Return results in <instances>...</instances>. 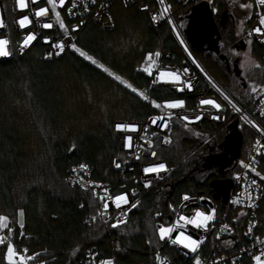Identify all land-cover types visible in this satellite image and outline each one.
<instances>
[{
	"label": "trees",
	"instance_id": "16d2710c",
	"mask_svg": "<svg viewBox=\"0 0 264 264\" xmlns=\"http://www.w3.org/2000/svg\"><path fill=\"white\" fill-rule=\"evenodd\" d=\"M166 2L183 34L192 6H181L178 0ZM215 6L217 23L224 14V2L213 0ZM111 14V29L89 24L79 33L77 44L134 87L148 84L149 76L138 71L147 53L166 51L174 63L182 61L183 55L165 24L153 29L144 13L134 6L124 7L121 0L114 2ZM250 20L251 14L247 26ZM230 42L231 37L220 34L221 47L216 56L190 47L211 78L233 100L246 106L250 93L245 98L242 91L247 86L237 87L223 65ZM36 50L34 46L21 57L0 59V213L11 218L19 208L25 213L22 237L14 224L16 246H26L30 254L41 253L38 260L47 264H78L87 247L105 248L108 237L114 236L125 246L122 253L126 251L125 255L135 260L144 258L156 245V212L170 213L169 205L175 206L186 193L211 194V181L228 177L236 159L223 175L209 172L202 177L206 155L198 149L200 139L186 135V129L176 122L171 145L158 148V157L170 169L161 182L168 186L165 202L159 201L152 188L140 194L139 205L132 209L127 223L105 231L98 219L91 222L97 214L92 194L68 186L67 170L85 163L93 169L95 180L119 182L121 171L113 167V161L123 164L126 154L113 132V121H141L149 105L74 52L38 61ZM263 50L252 42L253 58L261 67L253 68L247 77L255 86L264 85ZM150 95L157 102L188 98L182 92L161 87L151 90ZM236 121L241 135L239 157H244L254 134L230 111L226 124H201L200 137H212L213 145L222 147L229 126ZM33 146L37 150L31 153ZM259 169L264 174V151ZM129 185L124 183V187ZM258 221L264 229V201ZM4 251L0 247V264H5Z\"/></svg>",
	"mask_w": 264,
	"mask_h": 264
},
{
	"label": "built area",
	"instance_id": "2783aa9c",
	"mask_svg": "<svg viewBox=\"0 0 264 264\" xmlns=\"http://www.w3.org/2000/svg\"><path fill=\"white\" fill-rule=\"evenodd\" d=\"M116 0H97L95 5H91V0H77V3L80 5L77 7L74 12L75 15H69L67 9L71 7L72 0H68V3L65 5L63 9H58L61 11L62 19H64L66 25L68 27H75L77 24L82 23V27L79 32L73 34V41L77 43V37L79 33L89 24H96L103 29H111L113 27V18L111 14V7ZM181 6H193L200 2H206L209 7L213 8V0H178ZM253 4H255V0H252ZM87 2L90 5L88 11H84L83 4ZM124 7L134 6L141 13H144L150 25L153 29H156L161 24H165L172 37L174 38L176 45L179 47L183 59L179 64L173 62V57L169 52L161 51L160 57H156V64L154 66L153 77H149L148 84L145 87L137 88L138 91L145 92L148 96V100H144L149 105V111L146 117L141 120H120L116 119L113 121L112 127L113 132L120 139V149L126 154V158L124 163L122 164L120 171V181L119 182H103L95 180L92 177L93 169L88 165L89 176H85V180L91 179L92 181L100 182L104 186L108 187L111 190L113 195L118 193H128L130 202H136L140 200V194L149 191L150 189H154L156 196H158L159 201L164 203L167 198L168 186L167 184L161 183L164 178L170 172H162L159 174V178L156 177V174H148L145 175L143 173V168L149 166L150 164H155L159 162H163L159 157H151L150 153L152 150L158 153L159 147H168L171 144H164L163 138L167 135L170 136L172 141V136L175 128V123H179L184 127L185 121L177 120L174 116L173 120L169 122L168 128L161 130L160 124L161 121H158L156 125H152L150 122V117L161 115L160 109H155L150 101L153 100L151 98L150 92L151 90L161 87L165 89H173L172 85L165 83H156L153 84L152 81L160 70H177L180 72V75L184 79H190L192 83L191 90L185 88L182 92L188 96L187 99L182 98L186 101L185 108L179 110H172L176 114H186L189 116H195L200 114L203 118L199 121L187 123V129L193 131L197 136L200 137L199 126L206 123H218V124H226L227 123V111H230L232 115L243 124H245L254 134L253 142L250 146L249 151L244 157H237L234 165H232L230 174L228 177H218L219 179H229L232 183L231 188L229 189L227 199L224 201L222 198L215 199L213 197V190L211 194L209 193H199V194H189L194 199L188 202L182 201L181 197L179 201L175 204V208L177 211H182L183 214L191 216L193 215L192 209L199 207L201 211L209 213L211 209H215V219L209 223L208 230H197L192 228L191 225L187 226L186 234L193 235L194 238L199 237L203 240L201 248L199 249V254L203 260L207 262V264H212L214 260H223L227 261L228 264H232L235 261V264H254L251 259L253 254H259L260 249L264 248V229L261 228L260 223L258 221V210L260 207V203L264 201V181H261L259 177H256L254 173L250 170H246L240 166V161H244L245 163H251L253 159H255V167L258 171H260V158L261 154L264 151V134L258 132L256 128L251 125L245 123L241 120V115H245L249 120H252L260 127H264V117L259 116V112L261 110L262 105L260 101L264 99V92L259 91L260 87H264V85L257 86V93H251L249 103L246 106H242L238 104L235 100H233L212 78L211 76L202 68L196 57L194 56L189 43L186 38L182 34L179 26L177 25L173 11L169 9L168 12H163L165 6L168 3L165 0V4L161 5L158 3V0H121ZM104 4L105 7L101 8L100 5ZM45 6L44 0H41L38 7ZM147 6V10L145 9ZM34 8L30 4L29 9L21 12L17 9L16 0H0V15L4 17L5 26L0 28V38H7L10 40L9 48L12 52V56L21 57L23 56L30 48L36 46V59L38 61H49L51 59H46L47 53L53 51L54 49L47 43L44 42V38L47 37L52 42H58L64 39L63 30L59 29L58 24L55 21L54 15L50 14L48 17L40 18V23H37V19L33 14ZM261 11L258 6H255L251 11V20L250 23L245 30L244 38L247 40H251L252 42L257 43L258 45L264 48V43L260 42L259 37L253 35L249 37L247 33L251 31L253 27L256 26L258 17L256 13ZM99 13V16H97ZM162 13V15H161ZM29 15L32 19V24L24 29H20L19 25L16 23L19 17L23 15ZM156 16V20L153 21L152 17ZM109 17L111 19H109ZM171 21L176 25V31H173V25L168 21ZM43 22H51L53 24L52 29H43ZM34 32L38 39L33 42L31 46L25 48L23 50L20 49L19 43L22 41L24 36L29 32ZM179 32V36L177 35ZM183 41V42H181ZM65 52H73L70 48H66ZM62 53V54H64ZM61 54V55H62ZM60 55V56H61ZM10 57H0V59H8ZM59 57V56H58ZM263 59H264V50H263ZM193 60L196 63H193ZM197 64L199 67H197ZM184 68H188L189 72L184 73L182 70ZM209 80L212 83H209ZM213 84L215 87H213ZM219 89V91H217ZM220 92L228 95L233 103L237 104L238 107L242 109L241 112H235L229 105L228 102L223 99L220 95ZM215 99L219 103L222 104L223 110L219 113L216 112L215 109H212L210 106H204L203 110L199 104L201 99ZM158 103L163 104L164 102L160 101ZM168 110H164V114L167 113ZM213 115H220L222 118L220 120L212 119ZM117 123H128V124H136L142 130L147 127V133H143V131H138L136 133H118L115 131V125ZM155 132L157 135L154 137L152 133ZM199 133V135H197ZM132 135L133 136V147L125 148L124 147V136ZM141 135H145L146 139L151 140L153 142V148L145 151L148 148V145L144 143V141L140 140L139 137ZM204 139L200 141L198 145V149H200L206 156L210 153H216L221 149V146L215 147L213 145L212 137H203ZM261 141V144H257L256 141ZM172 143V142H171ZM142 145L141 148L135 147V145ZM139 151L141 153V159H135V153ZM79 164L71 165L65 177V182L68 186L77 188L82 190L79 184L73 185L71 181L76 179L75 175L72 172L73 168L79 167ZM85 164V163H83ZM115 168V166H113ZM117 169V168H115ZM261 172V171H260ZM247 173V174H246ZM237 174H239L240 179H237ZM262 175H264L261 172ZM146 179H152V184L150 187H144V181ZM252 179H256L257 183L260 185V189L257 190L255 187L252 189H247L246 185L251 183ZM125 182H130L131 185L124 187ZM126 185V184H125ZM135 190V195L132 194V191ZM84 191V190H83ZM99 191V189L97 190ZM251 191L252 196L255 197L257 195V191H259V199L255 200V207L248 208V193ZM87 192L92 194V190L89 188ZM188 194V193H186ZM93 197V196H92ZM203 197V200L199 199ZM94 199V197H93ZM239 199V204H233L232 201ZM96 202V212L102 210V204L100 201L94 199ZM187 204L188 207H184ZM129 206H124V208H128ZM119 210H116L110 203L109 206V215L114 216ZM132 209L128 212V215L125 217L126 223L129 221L130 213ZM245 212V216H241L240 213ZM155 218L158 219V226L163 223L165 226H171L175 223L177 219V215L172 210L170 213L164 214L162 216ZM97 219L101 223L102 227L105 231H109L112 227L110 226L113 223V220L108 219V217H100L97 216ZM87 220V219H85ZM107 221V222H105ZM93 222V220L91 221ZM250 222H255V227L253 229L252 234L245 235L250 226ZM223 224H228L230 230H226L221 232L220 229ZM122 225V224H121ZM177 232L172 234V238H175ZM257 238L261 242H257ZM225 241H230V243L226 244ZM26 246L20 245L17 248H25ZM125 250V246L123 243L114 236H109L106 247L99 248L96 246L87 247L78 264H98L100 259L111 258L114 261V264H159V261L155 259L156 255H160L166 262V264H193L192 259L189 257L192 255L187 252L186 249H183L180 246L172 245L170 241H159L157 236L156 245L145 254V257L142 259L135 260L133 258H129V256L122 253V250ZM30 254V253H29ZM95 255V260L91 259ZM40 260L37 259L35 264H40Z\"/></svg>",
	"mask_w": 264,
	"mask_h": 264
},
{
	"label": "snow or ice",
	"instance_id": "6c2138e0",
	"mask_svg": "<svg viewBox=\"0 0 264 264\" xmlns=\"http://www.w3.org/2000/svg\"><path fill=\"white\" fill-rule=\"evenodd\" d=\"M41 0H16V6L17 9L21 12H24L25 10L29 9V5L31 4L34 8L33 14L34 17L37 19V23H40V18L42 17H48L50 14L54 15L55 21L59 26V29L63 30L64 39L58 41V42H52L47 37L44 38V42L49 44L54 50L47 53L46 59H51L53 57H58L62 53H64L66 48H70L75 54H77L80 58H82L84 61L90 63L91 65H94L98 69H102L103 72H105L109 77L113 78L115 81L119 82L121 85L126 86L130 91L134 94H136L138 97L148 100V96L145 92L138 91L136 87H134L132 84L128 83L126 80H124L120 75H116L114 72L110 71L108 67H106L103 63L99 62L98 59L91 54L88 50H85L82 46H78L76 42L73 41V34L79 32L80 28L82 27L81 24H77L75 27H68L62 19L61 11L58 9H63L65 5L68 3V0H44L45 6L38 7ZM97 0H91V5H95ZM158 3L161 5L165 4V0H158ZM80 5L77 3V0H72L71 7L67 9L69 15H75L74 10L79 7ZM255 6H258L261 11L256 13V16L258 17L257 24L255 27L251 29L247 33L249 37H252L253 35L259 37L260 42L264 43V0H255V4L253 3H241L240 8L245 10H252ZM101 8H104L105 5L101 4ZM171 5H167L164 7L163 12H168ZM90 8L89 3L85 2L83 4L84 11H88ZM147 10V6H145V9ZM215 10V9H214ZM162 15V13H161ZM97 16H99V13H97ZM250 18V17H249ZM109 19H111L109 17ZM153 21L156 20V16L154 15L152 17ZM32 19L29 17V15L25 14L22 17H19L16 23L19 25V28L22 30L32 24ZM170 24L173 25V31H176V25L169 19L168 21ZM5 26L4 17L0 15V28ZM43 29H52L53 24L51 22H43L42 23ZM240 33L238 32L237 35ZM177 35L179 36V32H177ZM38 39L37 35L34 32L27 33L22 41L19 43V47L21 50L28 48L33 44L34 41ZM183 42V41H181ZM249 43L252 41L249 40ZM10 40L7 38H0V57H10L12 55V52L9 48ZM161 53L159 51H156L155 53H147L144 62L140 68H138V71L145 73L149 77H153L154 73V66L156 64V61L154 57H160ZM193 63H196L195 60H193ZM249 65L250 67L254 68H260L261 66L257 64L255 61L251 60L250 57L246 56V59L244 62L240 64V67L243 69L245 68V65ZM197 67L199 65L197 64ZM184 73H188L189 69L184 68L182 70ZM153 84L156 83H165L170 84L177 92H183L185 88L191 90L192 83L190 79H184L180 75V72L177 70H160L158 72V75H156L152 81ZM209 83H212L211 80H209ZM213 87L215 85L213 84ZM251 93H257L258 88L257 86L253 84L248 85ZM219 91V89H217ZM259 91L264 92V87H260ZM220 95L223 97L225 101L228 102V105L235 111V112H241L242 109L237 106V104L233 103L232 100L229 98L228 95L224 94L223 92H220ZM245 95H248V93H245ZM151 105L155 109L161 110V115L159 116H153L150 117V122L152 125H156L158 121H161L160 124L161 130L168 128L169 122H171L175 116L177 120H182L187 123L199 121L203 118L202 115L197 114L195 116H189L186 114H176L172 110H179L184 109L186 101L181 98H173L166 100L163 104L158 103L156 100L150 101ZM199 104L201 106V109L203 110L204 106H210L212 109H215L217 113L223 110V106L221 103H219L215 99H201L199 101ZM260 104L262 105L261 110L259 112L260 117H264V99L260 101ZM164 110H168L166 114H164ZM215 120H220L222 117L220 115H213L211 117ZM241 120L245 123L251 125L252 127L256 128V130L262 134H264V127L258 126L256 123H254L252 120H249L247 116L241 115ZM187 123H185L184 127L187 129ZM115 131L118 133H136L138 131H143V133H147L148 129L147 127L143 128L142 130L140 127L136 124H128V123H117L115 126ZM157 133L153 132L152 136H156ZM199 135V133H197ZM133 136L132 135H125L124 136V147L125 148H132L133 147ZM140 140L144 141L145 144L148 145V148L145 149V151H148L153 148V142L151 140L146 139L145 135H141L139 137ZM171 138L170 136H165L163 138L164 144H171ZM257 144H261V141L257 140ZM137 148H141L142 145L137 144L135 145ZM135 159L139 160L141 159V153L137 151L135 154ZM151 157H158V153L154 150L150 153ZM115 168L120 169L122 164L120 162H117L116 160L113 161ZM126 163V161H125ZM240 166L246 170H250L252 173L255 174L256 177H259L261 181H264V175L261 174L260 171L257 170V168L254 166L256 161L255 159L252 160L251 163H245L244 161H240ZM169 171L168 166L165 162H159L155 164H150L149 166H146L143 168V173L145 175L148 174H156V177L159 178V174L162 172ZM73 174L75 175L76 179L74 181H71L73 185L79 184L82 190L87 191L89 188L92 190V196L94 199L98 200L102 204V210H99L96 215L92 217L93 221H96L97 216L100 217H108V219L113 220L114 222L111 223L112 228H118L121 224L126 223L125 217L128 215V212L131 209L137 208L139 205V201L136 202H130L128 193H118L113 195L111 193V190L104 186L100 182L92 181L91 179L85 180V176L90 177V173L88 172V165L87 164H80L78 169L73 168L72 169ZM247 174V173H246ZM237 179H240L239 174H237ZM152 184V179H146L144 181V187L148 188ZM255 187L257 190L260 189V185L257 183L256 179H252L251 183L249 185H246L247 189H252ZM99 189V191H97ZM132 194L135 195V190L132 191ZM182 201L188 202L193 200L194 198L191 197L189 194H184L181 197ZM199 199L203 200V197H200ZM259 199V191H257V195L255 197L252 196L251 191L248 193V208H254L255 207V200ZM111 205L116 209L119 210L114 216L109 215V206ZM233 204H239V199L233 200ZM124 206H129L128 208H124ZM83 207V205H81ZM184 207H188L187 204L184 205ZM170 210L176 213L177 219L175 220V223L171 226H165V224L161 223L156 228V234L158 236L159 241H165L168 240L172 245H177L182 247L183 249H186L187 252L185 255H188V253H191L192 255L189 257L192 259L193 264H207L205 260H203L199 254V249L201 248V245L203 243V240L199 237L194 238L191 234H186L187 226L191 225L192 228L197 230H208L209 223L215 219V212L216 210L213 208L209 213H206L204 211H201L199 207L193 208L192 212L193 215L188 216L183 214L182 211H177L176 208L173 205H169ZM162 213L159 211L156 212V216H161ZM241 216H245V212L240 213ZM24 216L25 213L23 209L18 210L17 217L18 219V228H19V234L22 237L24 235ZM107 222V221H105ZM17 221L13 220V218L0 214V247H3L5 249L4 251V261L5 264H35L37 259L42 255L41 253H33L29 254V250L27 247L25 248H17L13 237L16 235V227H14V224H16ZM255 227V222H250V226L248 228V231L245 233V235H250L253 232V229ZM226 230H230L228 224H223L220 231L224 232ZM174 232H177L178 234L175 236V238H172V234ZM257 242L259 239L257 238ZM151 243V241H149ZM226 244L230 243V241H225ZM264 243V242H262ZM95 255L91 258L95 260ZM155 259L159 261V264H166L165 260L160 256L156 255ZM252 261L254 264H264V248L260 249L259 254H253L251 256ZM40 264H47V261H41ZM98 264H114L113 259L106 258V259H100L98 261ZM212 264H228L227 261L223 260H214ZM232 264H235V261L232 262Z\"/></svg>",
	"mask_w": 264,
	"mask_h": 264
},
{
	"label": "water",
	"instance_id": "95a60500",
	"mask_svg": "<svg viewBox=\"0 0 264 264\" xmlns=\"http://www.w3.org/2000/svg\"><path fill=\"white\" fill-rule=\"evenodd\" d=\"M186 18L187 24L183 29V35L189 45L193 49L206 51L213 56L218 55L221 47L220 33L209 5L206 2L193 5L186 14ZM237 124L238 122L236 121L229 126V133L222 144L224 150L232 155V162L239 157L240 153L241 135L237 131ZM226 157L227 155L225 154L222 159H218L226 161ZM230 164L223 163L219 167L223 169L226 166H230ZM210 186L214 192L213 197L215 199L222 198L225 201L232 183L229 179H215L211 181Z\"/></svg>",
	"mask_w": 264,
	"mask_h": 264
},
{
	"label": "rangeland",
	"instance_id": "374dc122",
	"mask_svg": "<svg viewBox=\"0 0 264 264\" xmlns=\"http://www.w3.org/2000/svg\"><path fill=\"white\" fill-rule=\"evenodd\" d=\"M219 1L224 2V11H223L224 14L218 22L219 23L221 22V24L226 23L228 26H232V24H233L234 37H235L234 45L238 44L240 41H242V39L246 42V44L245 43H241V44L239 43L237 46H232L230 48L229 55L231 56L232 59H234L235 69H236L234 72V75L232 76L233 77L232 79H234V82L236 83L237 87L247 86V88L243 91L240 88H238V89L241 90L244 95H245V93H248V95H249L250 89H249L248 85L252 84V83H251V80L247 77V74L250 71H252L254 67H250L249 65L246 64L245 68L242 69L240 67V64L245 61L246 56L250 57L251 60L255 61L257 64H258V62L253 58V54L251 52V43L248 42L249 40L244 38L245 30L248 27L245 22L249 19L252 10H245V9L240 8V4L241 3H253V1L252 0H219ZM212 11H213V13H215L216 6L212 8ZM238 32L240 33L239 35H237ZM100 70L103 71L102 69H100ZM110 71H112V70H110ZM111 79L113 81H115L113 78H111ZM115 82H117V81H115ZM117 83H119V82H117ZM253 85H254V83H253ZM121 86L123 88H125L126 90H128L130 93H132L130 91V89H128L126 86H124V85H121ZM241 91H238V94ZM248 95H245V98H247ZM185 134L188 136L194 137V138H198V139H200V141H202L204 139L203 137L195 136L196 134L193 131L188 130V129H186ZM33 144H36V142H33ZM36 150L37 149L33 146L31 153H34ZM36 154H37V152L34 155H36ZM207 173H209V170H206L205 173H203V175H201V176L203 177ZM198 179H200V178H198ZM20 209H22V208H19L18 210H20ZM18 210L14 214V218H13L15 221H17V223L15 224L16 226H18V219H19L17 217ZM0 214H3V213H0Z\"/></svg>",
	"mask_w": 264,
	"mask_h": 264
},
{
	"label": "flooded vegetation",
	"instance_id": "af4514ba",
	"mask_svg": "<svg viewBox=\"0 0 264 264\" xmlns=\"http://www.w3.org/2000/svg\"><path fill=\"white\" fill-rule=\"evenodd\" d=\"M217 26H218V30H219V33L220 34H227L229 37H231V42L228 46V51H227V57L226 59L224 60V68L226 69V71L229 73L230 76H233L234 75V72H235V61L234 59L231 58V56L229 55V51H230V48L232 46H237L238 44L234 45V27H233V24L232 26H228L226 23L224 24H221V22H217ZM241 43H245L246 42L242 39V41H240ZM252 44V42H251ZM227 155L226 157V161H221L219 160L218 158H221L223 157V155ZM232 162V155L231 154H228V152H226L224 150L223 147H221V149L216 152V153H210L209 155H207L203 161L204 165H205V169L206 170H209V172H212V174L214 175H218V176H221L224 174L225 170L227 169V166L224 167L223 169H220L219 165H223L224 164H227L229 165L230 163ZM216 179H219L218 177Z\"/></svg>",
	"mask_w": 264,
	"mask_h": 264
}]
</instances>
